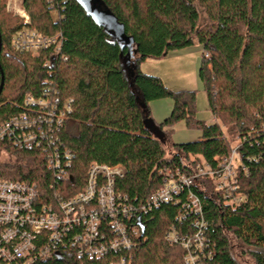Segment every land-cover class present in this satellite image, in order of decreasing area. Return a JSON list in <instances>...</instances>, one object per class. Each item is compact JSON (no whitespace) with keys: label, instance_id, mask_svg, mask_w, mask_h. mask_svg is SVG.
<instances>
[{"label":"trees","instance_id":"16d2710c","mask_svg":"<svg viewBox=\"0 0 264 264\" xmlns=\"http://www.w3.org/2000/svg\"><path fill=\"white\" fill-rule=\"evenodd\" d=\"M128 42L108 36L103 26L86 15L76 0H22L30 27L41 34L60 33V51L37 55L18 50L13 38L22 21L5 11L0 0V123L24 110L27 92L45 90L70 109L59 136L73 153L68 185L82 188L91 163L125 167L117 187L137 204L161 186L163 168L191 172L202 164L218 167L237 140L242 200L225 202L209 178L193 188L201 198L212 257L209 264H238L228 233L253 264H264V0H101ZM57 11L53 21L51 11ZM204 17H201V15ZM203 18V19H202ZM202 20V21H201ZM201 48L198 79L215 119L207 124L194 116L195 92L172 91L158 76L144 74L138 62L161 58L168 52ZM132 48V49H130ZM122 51V57H121ZM130 67H123V56ZM66 57L65 59L63 57ZM46 60L49 67L44 66ZM169 98L170 114L155 126L163 137L152 135L149 102ZM184 121L200 131L195 140L171 143L173 125ZM161 135V136H162ZM170 143L171 152L166 149ZM8 154L0 158V177L35 182L50 193V172L39 151L1 144ZM179 199L163 203L142 217L143 233L131 249L130 264H184L183 250L165 240L179 222ZM46 264H108L88 261L67 252Z\"/></svg>","mask_w":264,"mask_h":264},{"label":"built area","instance_id":"2783aa9c","mask_svg":"<svg viewBox=\"0 0 264 264\" xmlns=\"http://www.w3.org/2000/svg\"><path fill=\"white\" fill-rule=\"evenodd\" d=\"M21 1L8 0L5 6L24 25L12 39L13 46L33 55L50 47L52 55L58 53L60 33L47 35L32 29L30 16L18 6ZM51 18L58 19L57 11H51ZM48 65L46 60L44 66ZM22 101L25 109L0 123V142L42 154L50 172V193L35 182L0 177V264H46L67 252L89 262L108 259V264H130V251L142 237V216L181 194L177 219L180 223L189 219V225L171 227L165 240L183 250L184 264H209L207 222L193 188H202L200 179L209 178L225 202H240L238 172L246 169L240 163L238 144L216 168L206 164L191 172L163 168L161 186L144 203L134 204L117 187L126 173L121 164L91 163L84 185L73 192L67 183L73 153L59 136L71 101H61L48 90L41 95L27 92ZM1 152L6 150L1 147Z\"/></svg>","mask_w":264,"mask_h":264},{"label":"rangeland","instance_id":"374dc122","mask_svg":"<svg viewBox=\"0 0 264 264\" xmlns=\"http://www.w3.org/2000/svg\"><path fill=\"white\" fill-rule=\"evenodd\" d=\"M7 1L8 0H6V2ZM18 6L22 8L21 4ZM5 11L12 17H18L13 12H8L6 7ZM201 17H204V15L202 14ZM200 57L201 50L198 47L193 46L189 49H183L177 52H168L166 56L161 58H147L138 62V66L139 70L142 73L152 76H158L162 80L163 84L172 91H194L196 102L194 116L196 119L210 124L214 123L215 119L208 109L206 93L203 90L202 84L198 79V66ZM170 100L171 99L169 98H164L160 101L168 102ZM155 114L156 113L153 112L151 114V118L153 119L150 121V130L153 136L160 138L159 133L161 134V132L160 130L155 128V124L157 123L155 120L157 118L155 117ZM159 114L161 115L159 116V118H161L162 120L164 118L163 116L165 115H162V113ZM196 130L197 129L187 128L184 121H178L173 125V131H171L170 133L169 141L171 143H184L195 140L197 137L192 136L191 133H194V135H196ZM169 141L166 142V149L168 152H171L172 148ZM237 142V140L231 142V148H235ZM7 156V153H0V158H7ZM228 236L232 245L231 251L233 252V255H235L238 264H253V261L250 259V257L242 253L241 248L239 247L236 239L232 236V234L228 233Z\"/></svg>","mask_w":264,"mask_h":264},{"label":"water","instance_id":"95a60500","mask_svg":"<svg viewBox=\"0 0 264 264\" xmlns=\"http://www.w3.org/2000/svg\"><path fill=\"white\" fill-rule=\"evenodd\" d=\"M76 1L80 6H82V9H84L86 15L90 16L97 24L103 26L108 36H110L113 39H119L120 41H124L125 43L129 41L128 38H125L124 36L123 27L115 22V19L110 13V10L108 9V7L105 6V4L101 0H76ZM0 49H1V38H0ZM122 54L123 53L121 51V57H122ZM123 57L124 58H123L122 65L123 67H125L126 72H127V70H129L130 67H132L130 65L131 55L130 56L126 55ZM3 82L4 81H3V76H2L1 83H0V93L3 88ZM147 127L150 130V121L147 122ZM161 135L162 134L159 133L160 138L162 137ZM140 227L143 233L144 228L142 225H140Z\"/></svg>","mask_w":264,"mask_h":264},{"label":"crops","instance_id":"0c3cea01","mask_svg":"<svg viewBox=\"0 0 264 264\" xmlns=\"http://www.w3.org/2000/svg\"><path fill=\"white\" fill-rule=\"evenodd\" d=\"M194 46L198 47L201 50L199 45H194ZM175 52H177V51H175ZM160 100H162V99L154 100V102L150 101L148 103L149 104L148 106H149V110H150V115L152 114V112L156 113L155 117H157V118L155 120H156L157 123H160L161 121H163V119H165L170 114V112L172 110V107H173V102L171 100L168 101V102L167 101H160ZM159 113H162V115H165V116H163L164 118L162 120H161V118H159V116H161ZM151 117H152V115H151ZM191 135L197 137V136L200 135V131L196 130V135H194V133H191Z\"/></svg>","mask_w":264,"mask_h":264}]
</instances>
